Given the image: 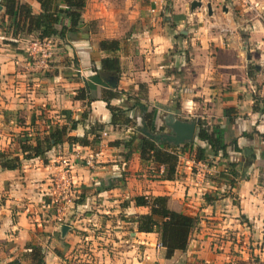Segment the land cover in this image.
I'll use <instances>...</instances> for the list:
<instances>
[{"label":"crops","instance_id":"1","mask_svg":"<svg viewBox=\"0 0 264 264\" xmlns=\"http://www.w3.org/2000/svg\"><path fill=\"white\" fill-rule=\"evenodd\" d=\"M252 1L259 19L240 6L218 13L210 3V15H186L172 0L175 15H184L174 24L194 25L191 37L175 38L184 32L160 16L166 0H86L76 35L41 41L45 65L28 53L33 35L12 37V19L1 7L0 153L12 152L20 167L0 169V264H264V0ZM17 2L39 12L33 0ZM239 31H247L242 40ZM100 41L118 48L101 51ZM218 52L221 63L211 56ZM107 58L117 60L116 74L101 70ZM81 88L89 104L74 99ZM105 100L123 111L114 124ZM167 115L204 121L226 146L225 157L197 141L205 160L177 152L175 178L162 180V168L140 161L137 141L138 128L166 132ZM70 121L78 123L64 139L85 144L64 140L43 158L22 159L19 135L33 142ZM64 158L72 187L58 214L42 203L51 206L49 180L59 178ZM139 196H166L197 219L185 251L165 259L157 235L137 231L136 218L148 213L135 205Z\"/></svg>","mask_w":264,"mask_h":264},{"label":"trees","instance_id":"2","mask_svg":"<svg viewBox=\"0 0 264 264\" xmlns=\"http://www.w3.org/2000/svg\"><path fill=\"white\" fill-rule=\"evenodd\" d=\"M39 6V12L33 14L26 4H20L17 0H0V6L3 8V15L12 19V37H21L33 35L38 42L49 38H58L59 40L69 39L81 30L80 14L83 10L86 0H33ZM118 48L116 41H100L98 49L101 51L115 52ZM101 70L116 74L118 71L117 60L107 58L101 61ZM86 89L81 88L77 91L74 99L86 100L89 104L92 99L86 96ZM106 108L111 115V124L123 115V111L108 105L105 100ZM140 111L145 110L138 106ZM256 108L253 107V110ZM87 112H83L81 119L86 117ZM148 116V115H147ZM117 118V119H116ZM78 122L70 121L68 125L55 124L45 131L41 138L36 137L33 142L26 135L18 136V149L23 160L32 158H43L52 148L67 140L85 144L83 139L66 137L68 131L75 129ZM196 138L209 146L213 154L220 152L225 157V145H222L218 139L214 138L208 132L207 127L200 123L198 125ZM101 130L97 126V131ZM154 133V129L151 130ZM133 137L123 142L126 146L131 144ZM96 140V139H95ZM139 159L143 164L151 163L155 170L162 168L160 178L162 180H173L175 178V167L178 154L176 147L172 144L163 142L156 143L146 137H140L137 141ZM195 161H203L204 150L196 148ZM20 167V161L17 157H11L8 154L0 153V169L15 170ZM134 203L137 206L148 208V213L136 218V229L138 232L154 233L157 235L159 246L164 249V258L169 259L175 251H185L189 237L197 225V219L193 216L181 213L174 209L171 201L166 196L157 197H136ZM39 263L40 261L36 259ZM239 264H244L239 262Z\"/></svg>","mask_w":264,"mask_h":264},{"label":"rangeland","instance_id":"3","mask_svg":"<svg viewBox=\"0 0 264 264\" xmlns=\"http://www.w3.org/2000/svg\"><path fill=\"white\" fill-rule=\"evenodd\" d=\"M195 1H199L201 3V6H205L206 3H210L211 7H214L217 12L219 13L221 10H220V7L221 6H224L226 8V11L228 12L229 9H234V8H239V4L238 2L236 1L235 2V5H232V3H230V0H195ZM192 2V0H179V8L180 10L183 11L184 14L188 15V14H191L195 11H198L200 12V14L202 13L204 16H205V13H206V9L205 7L202 9L203 11H199V8H194L193 10H189V3ZM257 4V3H256ZM173 6V3H172V0H166V6H165V10H162L161 9V12H160V16H165L166 18H168V27L170 30H173V31H176V30H182V32H184V35H180L178 33H176V36L175 38L177 37H183V38H186V37H191L192 36V31L191 29H193L194 25L193 24H187V25H184V24H181L182 26H179L177 23L174 24V21L176 20H180V19H183L184 18V15H175L176 13V9ZM242 8V7H240ZM243 9V8H242ZM258 5L257 7L252 10V11H249L248 14L249 16L253 17V18H257L259 19V13H258ZM223 13H226L225 11ZM258 15V16H257ZM239 16L237 15V10H235L233 12V18H238ZM219 31V30H218ZM178 32V31H176ZM240 32V31H239ZM186 33V34H185ZM244 34H247V31L245 33H242L240 32L239 33V37L240 39L242 40V38L245 36ZM190 48V47H189ZM212 57H215V60L217 61V63H221L223 62V60H225V56L221 55V53H217V54H213L211 55ZM187 59L186 63H188V56L186 55V58L185 60ZM215 61V63H216ZM228 61L230 62L231 61V58L229 59L228 57ZM239 63H242L244 64V57L242 56L240 59H239ZM188 77H190V74H187ZM127 101L128 103L127 104H131L133 103V95L131 94V96L127 97ZM186 122H193L194 123V126H195V132H194V136L193 138L191 139V141L187 142V143H183L179 146H175L176 147V152H183L185 155L183 157L185 158H188L189 157H195V151H196V148H197V138L195 137L196 136V129L198 130V125L200 123H203L205 125V122L204 121H200V120H193L192 118H189V120H184ZM167 132V130H166ZM1 153H12L10 151H3ZM10 154H8L10 156ZM11 157L12 154H11ZM161 175V173L159 174ZM250 259H254L255 257L250 255ZM239 264V262L237 263ZM246 264V263H244ZM247 264H252L251 261H249V263ZM259 264H263V263H259Z\"/></svg>","mask_w":264,"mask_h":264},{"label":"built area","instance_id":"4","mask_svg":"<svg viewBox=\"0 0 264 264\" xmlns=\"http://www.w3.org/2000/svg\"><path fill=\"white\" fill-rule=\"evenodd\" d=\"M239 4L240 7H242L245 11H252L257 7V4L254 3L252 0H236ZM258 16V15H257ZM260 16V15H259ZM41 42H38L36 39L32 41L30 44L31 48L29 49V54L32 56L35 60L36 63L40 65H45L46 60L49 58V54L47 49L43 48L40 45ZM101 137L105 136V133L102 132ZM91 162L90 159L85 160V164L89 165ZM59 165H60V176L58 179H55V177L51 178L49 180L50 182V187L51 191L47 195L49 198V202L51 206L46 207V203H42V208L44 209H49L52 206L56 208V212L59 214L60 208L63 206L64 203L68 201V193L71 190L72 184L68 178V172L70 170V163L67 158L59 160ZM162 172V171H161ZM61 204V205H60ZM52 207V208H53ZM56 221H61L60 218H56Z\"/></svg>","mask_w":264,"mask_h":264},{"label":"water","instance_id":"5","mask_svg":"<svg viewBox=\"0 0 264 264\" xmlns=\"http://www.w3.org/2000/svg\"><path fill=\"white\" fill-rule=\"evenodd\" d=\"M200 6L201 3L199 1H192L189 4V10L199 8ZM205 8L207 10V14L210 15L211 12L209 4H206ZM106 82L110 87H114L115 81L113 78H109V80H107ZM163 126L167 129V132H162L159 134H150L146 132L144 128H138V131L144 137L153 140L156 143L166 142L172 144L173 146H179L183 143H187L191 141L194 136L195 126L193 122L177 120L171 115H167L163 117ZM62 229H65V226H63Z\"/></svg>","mask_w":264,"mask_h":264}]
</instances>
